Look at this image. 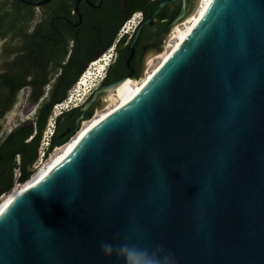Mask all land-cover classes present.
I'll use <instances>...</instances> for the list:
<instances>
[{"label":"water","instance_id":"1","mask_svg":"<svg viewBox=\"0 0 264 264\" xmlns=\"http://www.w3.org/2000/svg\"><path fill=\"white\" fill-rule=\"evenodd\" d=\"M174 2L168 27L185 18L159 2L128 63ZM0 264H264V0H217L135 103L18 198Z\"/></svg>","mask_w":264,"mask_h":264},{"label":"trees","instance_id":"2","mask_svg":"<svg viewBox=\"0 0 264 264\" xmlns=\"http://www.w3.org/2000/svg\"><path fill=\"white\" fill-rule=\"evenodd\" d=\"M138 9L145 15L156 8V3L148 0H137ZM6 3L0 2V34L12 31L22 36L25 51L27 73L33 65L32 53L38 32V104L32 119L20 122L11 132L0 138V198L9 194L17 183L25 184L37 171L39 150L44 130L53 114L54 107L68 99L70 91L77 85L82 75L91 63L96 62L111 48L124 43L127 36L119 39L120 29L129 19L101 18L98 21H87L76 36L70 30L68 18H38V9L20 1L14 2L10 10H6ZM163 9L162 11H164ZM162 19V18H158ZM47 33L48 35L43 37ZM127 52L122 50L118 60V67L124 70ZM112 62V61H111ZM108 66L111 69V66ZM110 71V70H109ZM108 71V72H109ZM110 72L105 75L103 82L108 81ZM34 90V81L27 82ZM14 100L0 99V119L14 107ZM77 110L78 108H75ZM63 112L56 118L54 133L50 140L46 158L55 148L67 143L58 140L57 123ZM70 124L67 119L63 128ZM4 125L0 124V132ZM34 134L32 141H27Z\"/></svg>","mask_w":264,"mask_h":264},{"label":"flooded vegetation","instance_id":"3","mask_svg":"<svg viewBox=\"0 0 264 264\" xmlns=\"http://www.w3.org/2000/svg\"><path fill=\"white\" fill-rule=\"evenodd\" d=\"M16 1L17 0H0V2L6 3V10H10V6ZM161 1L164 0H148L149 3L155 2L157 6ZM193 2V0H189L187 12L185 11L186 13L191 10ZM155 9L146 16L143 10L138 9L137 0H52L47 4L38 6V18H53L52 22H55L56 18H68L69 23L72 24L70 30L75 32L76 36H78L85 24V20L98 21V19L100 20L101 18L127 17L129 19L124 23L125 25L132 18H138V13L141 14L139 24L131 33L121 36V29L124 25L120 29L116 42L118 43L119 39L124 36H127L126 40L114 49L115 58L111 62L113 65L111 66V69H109V67L106 70L107 74L110 72V78L108 81L102 82L97 87L100 88L124 77H129L128 80L140 79L144 71L147 52L162 51L164 45H166V38H168L171 31V28L168 27L169 23L172 18L178 16L183 10L180 2L167 4L163 8L165 10L162 11V9L155 17L153 25L143 27L139 36V41L135 46L134 55L131 58L130 63L127 62L131 55L129 46L138 26L145 21ZM168 28L170 29L167 30ZM47 35L48 34L45 33L43 37ZM22 39V36L17 35L12 31L0 34V99L15 101L14 107L6 115L5 119L15 110L20 102H27L28 109L34 107L32 117H29L27 120L33 118L38 107V104L35 103V100L38 99V32L36 34L35 47L32 50V53L34 54L33 65L29 73H27L26 70L27 64L25 51L22 46ZM122 50L127 52L125 60L126 67L124 70H120L118 67V60ZM32 81H34V90L29 87L32 84H27V82ZM105 93L106 91L95 100L94 104L83 115V107L86 102L80 106L72 107L69 110L64 111V115L59 118L57 123V139L60 141L68 138L69 141L81 128L82 122L91 119L95 111L102 106V100ZM75 108H78V112L77 110H74ZM94 116L96 117V114ZM94 116L93 118H95ZM67 119H70V124L66 128H63V124ZM4 120L0 119V124L4 125ZM47 129L48 128L46 127L43 132L42 140L46 137ZM11 131L12 129L5 131V128L3 127L0 132V138ZM33 137L34 134L30 136L27 141H32Z\"/></svg>","mask_w":264,"mask_h":264},{"label":"bare ground","instance_id":"4","mask_svg":"<svg viewBox=\"0 0 264 264\" xmlns=\"http://www.w3.org/2000/svg\"><path fill=\"white\" fill-rule=\"evenodd\" d=\"M216 2L217 0H198L193 13L188 16L185 15L184 20L177 22L173 26L168 36V40L177 39V42L174 44L173 47L170 43H167V49L164 54L160 53L158 55H150L146 58V64L149 67L152 65V62L155 58H162V61L156 67V69L153 70L154 72L150 74L146 79H144L143 82L140 83L137 80H128V78H126L120 83L110 86L108 89L105 90L106 93L104 94V99L110 102V105L107 108L109 109L112 106V109L99 120H95L96 118H93V120L89 122L88 127H86L85 129L81 128L82 130L78 132L77 136L71 142L69 141V144L62 148L64 149V151L57 159H54L52 163H49L43 169H40L28 182L20 185L19 187L14 189L9 195L4 197L3 200L0 202V220L6 215V213L9 211L11 206L18 200V198H20L29 190H32L42 184L51 175L52 172H54L57 168H59L76 153V151L83 144V142L93 132H95L113 116L135 103L151 87V85L163 73V71L171 62V60L183 49L187 42L201 28L205 19L211 12ZM184 7L186 11L187 0H184ZM181 26L182 28L185 27V30H183ZM96 64L97 63H95V65ZM101 69H104L103 64H101ZM90 74L92 75L93 73ZM101 76L102 73L100 74V76H98V78H100ZM90 79H92V76H86L82 79L79 85H88L91 81ZM97 86L98 84L96 83L94 85V88Z\"/></svg>","mask_w":264,"mask_h":264},{"label":"rangeland","instance_id":"5","mask_svg":"<svg viewBox=\"0 0 264 264\" xmlns=\"http://www.w3.org/2000/svg\"><path fill=\"white\" fill-rule=\"evenodd\" d=\"M193 5L191 7V10L186 14L187 16L190 15L191 13H193V11L195 10L196 8V2L197 0H193ZM192 11V12H191ZM186 16V17H187ZM184 20V19H183ZM182 21V20H181ZM135 28V27H133ZM133 28L130 30L129 33H131L133 31ZM182 28V26H181ZM183 30H185V27L182 28ZM168 41V42H167ZM177 42V39H169L166 38V45H164V48L162 49V51L160 52H155V51H149L147 52L146 54V58L150 55H158L160 53L164 54L166 49H167V45L170 43L172 45V47L174 46V44ZM168 43V44H167ZM171 47V48H172ZM115 58V50L113 52V57H112V60ZM162 61V58H155L152 62V65L149 67L147 64H146V59H145V67H144V71L142 73V76L140 77V79H138L137 81L138 82H143L144 79H146L150 74H152L156 69V67L160 64V62ZM97 64L95 65V63L91 64L88 68V70L90 71V73H93L92 75L89 73L88 75L89 76H92V79H90V83L86 86H81L79 84H77L69 93V96H68V102L65 106H67L66 108L70 109L72 107H76V106H80L81 104L85 103L88 101V98L92 95V93L94 92V90L96 89V87L94 88V85L97 83L96 81L98 80V76H100V74L102 73V69H101V64H103V61H97L96 62ZM108 68V67H107ZM96 82V83H95ZM140 85V84H139ZM110 102L105 100L103 98L102 100V106L99 107L94 115L96 114V119L95 120H99L101 119L103 116H105L111 109H112V106L108 109L107 107L110 105L109 104ZM28 103L27 102H20L18 104V106L15 108V110L10 114L8 115V117L4 120V128H5V131H9L11 129H13L17 124H19L20 122L24 121V120H27L29 117H32V114H33V110H34V107H31L30 109H28ZM62 111V109H58L56 110V114H60V112ZM52 116H54V113L52 114ZM93 116L91 119L89 120H86V121H83L82 122V125H81V128H86L89 126V122L91 120H93ZM88 121V122H87ZM86 122V123H85ZM85 123V124H84ZM80 128V129H81ZM79 129V130H80ZM54 132V127L51 126V128L48 130L47 134L48 136H50L51 132ZM80 132V131H79ZM77 136V135H76ZM75 136V137H76ZM74 137V138H75ZM73 138V139H74ZM72 139V140H73ZM71 140V141H72ZM46 141V140H45ZM70 141V142H71ZM69 142V143H70ZM67 143V144H69ZM66 144V145H67ZM64 145V146H66ZM64 146L62 147H59L55 154H53V157L52 159L50 160L49 163H52V161L54 159H57L61 154L62 152L64 151V149H62ZM48 163V164H49Z\"/></svg>","mask_w":264,"mask_h":264},{"label":"built area","instance_id":"6","mask_svg":"<svg viewBox=\"0 0 264 264\" xmlns=\"http://www.w3.org/2000/svg\"><path fill=\"white\" fill-rule=\"evenodd\" d=\"M137 15H139V17L138 18H132L131 20H129L128 22H127V24H125L124 26H123V28L121 29V36L122 35H126V34H129V32H130V30L133 28V27H135L136 28V26L139 24V21H140V16H141V14L140 13H138ZM135 28H133V30L135 29ZM113 52H114V48H111V49H109L108 50V52L107 53H105L100 59H98L97 61H104L103 62V65H104V69L102 70V76L100 77V78H98V80H97V84H98V86L103 82V80H104V78H105V75H106V70H107V67L110 65V63H111V61H112V57H113ZM96 61V62H97ZM96 62H93V63H96ZM93 63H91V64H93ZM90 73V71L87 69L86 71H85V73L82 75V77L80 78V80H79V82L77 83V84H79L81 81H82V79L83 78H85L86 76H89L88 74ZM97 86V87H98ZM96 87V88H97ZM67 102H68V99L66 100V101H64L63 103H60V104H57L55 107H54V111H53V113H54V116H51V118H50V120H49V123H48V125H47V132H48V130L51 128V126L52 127H54L55 128V123H56V118L59 116V115H61L64 111H67V110H69L68 108H66L67 106H65L66 104H67ZM62 109V111L60 112V114H56V110H58V109ZM81 130V129H80ZM80 130H78V132L80 131ZM47 132H46V137H45V139H43L42 140V142H41V146H40V150H39V160H38V162H37V165H36V168H37V171L34 173V175L40 170V169H43L48 163H49V161L52 159V157H53V154H55V152H56V150L59 148V147H57V148H55L54 149V151L49 155V157L48 158H46V155H47V150H48V147H49V145H50V140H51V137H52V135H53V131L51 132V134H50V136H48V134H47ZM78 132L69 140V141H71L77 134H78ZM46 140V141H45ZM68 141V142H69ZM67 142V143H68ZM66 143V144H67ZM65 145V144H64ZM63 146V145H62ZM61 147V146H60ZM33 175V176H34ZM33 176L31 177V179L33 178ZM20 185H22V184H20V183H17L16 184V186L14 187V189H16L17 187H19ZM13 189V190H14ZM12 190V191H13ZM11 191V192H12ZM10 192V193H11ZM9 193V194H10ZM9 194H6V195H3V196H1V198H0V202L3 200V198L4 197H6L7 195H9Z\"/></svg>","mask_w":264,"mask_h":264},{"label":"snow or ice","instance_id":"7","mask_svg":"<svg viewBox=\"0 0 264 264\" xmlns=\"http://www.w3.org/2000/svg\"><path fill=\"white\" fill-rule=\"evenodd\" d=\"M31 187V186H30Z\"/></svg>","mask_w":264,"mask_h":264}]
</instances>
